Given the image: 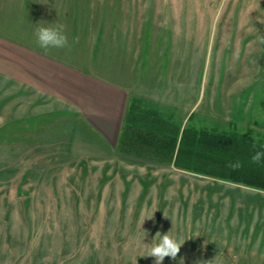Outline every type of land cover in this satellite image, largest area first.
Returning a JSON list of instances; mask_svg holds the SVG:
<instances>
[{
    "label": "rangeland",
    "instance_id": "rangeland-1",
    "mask_svg": "<svg viewBox=\"0 0 264 264\" xmlns=\"http://www.w3.org/2000/svg\"><path fill=\"white\" fill-rule=\"evenodd\" d=\"M92 1L91 23L117 22L102 46L127 112L178 144L204 128L264 142V0ZM1 95L0 264H155L145 245L170 230L185 242L163 264H264L263 190L122 156L69 114L40 129Z\"/></svg>",
    "mask_w": 264,
    "mask_h": 264
},
{
    "label": "crops",
    "instance_id": "crops-1",
    "mask_svg": "<svg viewBox=\"0 0 264 264\" xmlns=\"http://www.w3.org/2000/svg\"><path fill=\"white\" fill-rule=\"evenodd\" d=\"M93 4L0 0V91L6 100H14L7 104L17 105V119L40 116L43 129L50 127L49 121L54 125L61 113L69 114L90 139L117 142L128 115V90L115 81V64L102 46L103 29L117 22L91 23ZM85 5L92 7L88 11ZM59 24L65 26L71 48L50 49L45 55L35 30ZM74 37L78 43L73 44Z\"/></svg>",
    "mask_w": 264,
    "mask_h": 264
},
{
    "label": "trees",
    "instance_id": "trees-1",
    "mask_svg": "<svg viewBox=\"0 0 264 264\" xmlns=\"http://www.w3.org/2000/svg\"><path fill=\"white\" fill-rule=\"evenodd\" d=\"M144 112H140L136 103L127 112L118 146V153L122 156L160 165H174L191 173L194 172L190 170L192 164L204 166L203 174L194 173L264 191V158L258 164L251 162L255 151L264 152V142L257 143L251 138L211 132L204 128L184 129L178 144L180 128L175 134L170 131L166 119ZM185 142L186 147L182 148ZM182 149H185L183 153ZM237 162L240 165L238 168L228 166Z\"/></svg>",
    "mask_w": 264,
    "mask_h": 264
},
{
    "label": "clouds",
    "instance_id": "clouds-1",
    "mask_svg": "<svg viewBox=\"0 0 264 264\" xmlns=\"http://www.w3.org/2000/svg\"><path fill=\"white\" fill-rule=\"evenodd\" d=\"M35 36L38 47L43 50L45 55L48 54L50 49L70 50L71 48L68 36L65 31V26L63 24H59L56 27H38L35 30ZM260 42L264 44V37L261 38ZM74 43H78V37L73 38V44ZM262 158H264V152L255 151L251 157V162L254 164H258L260 163ZM228 166L232 168H238L240 165L237 162L229 163ZM146 235L147 232H145V236ZM184 242L185 241L182 239L177 240L176 238H174L171 235V230L166 234L157 232L151 245H145L150 249L146 257H154L155 264H163V261L166 257H170L171 259L175 260ZM210 262L211 261H198L197 264H210Z\"/></svg>",
    "mask_w": 264,
    "mask_h": 264
}]
</instances>
